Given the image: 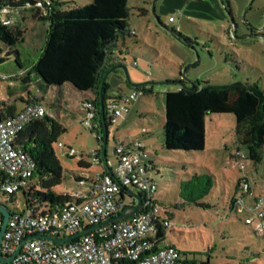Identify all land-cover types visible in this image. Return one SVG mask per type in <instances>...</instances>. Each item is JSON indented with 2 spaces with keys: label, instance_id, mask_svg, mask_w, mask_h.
Here are the masks:
<instances>
[{
  "label": "rangeland",
  "instance_id": "obj_1",
  "mask_svg": "<svg viewBox=\"0 0 264 264\" xmlns=\"http://www.w3.org/2000/svg\"><path fill=\"white\" fill-rule=\"evenodd\" d=\"M63 1L67 2L66 9L91 2ZM127 7L128 29L136 36H119L118 46L125 52L121 62L129 82L168 83L147 85L149 92L137 96L128 114L108 125L107 160L115 163L114 149L119 144L140 143L146 150L144 162H153L148 176L157 184L156 200L171 222L160 247L174 246L182 254L190 257L194 253L196 259L208 260L209 264H264V230L255 234L243 221L247 215L252 216L250 213L237 215L227 209L240 177H246L250 186L245 199L248 206L253 197L264 194V155L259 164L247 159L246 147L235 133L234 116L211 114L205 118L202 151H169L163 146L165 92L182 87L177 82H242L264 90V0H128ZM44 14L42 4L39 15ZM34 15L32 11H11L12 25L22 31L23 41L11 47L18 56L12 53L5 57L8 48L3 47L2 57L6 59L0 63V76L6 79L0 81V101L19 109L28 101L38 104L65 128L53 146L63 177L53 191L71 196L83 189L75 183V175H92L99 169L91 160V151L103 142L81 124V103L93 98L89 92L78 91L69 84L47 87L32 73L46 37V22ZM170 17L172 23L168 21ZM26 76H30V81L25 80ZM122 79L127 83L124 74ZM132 90L123 83L107 95H126ZM96 133L103 138V132ZM69 149L73 155H67ZM80 157L91 163L89 170L79 169ZM194 175L210 180L209 192L199 200L208 207L186 199L189 190L184 184ZM129 190L137 193L134 188ZM0 202L10 211L23 207L20 193L14 202L8 195L0 194ZM132 203L128 196L123 200L124 206Z\"/></svg>",
  "mask_w": 264,
  "mask_h": 264
},
{
  "label": "trees",
  "instance_id": "obj_2",
  "mask_svg": "<svg viewBox=\"0 0 264 264\" xmlns=\"http://www.w3.org/2000/svg\"><path fill=\"white\" fill-rule=\"evenodd\" d=\"M127 2L128 0H91L83 6L66 9L67 2L63 0H0V8H8L10 16L12 10L32 11L37 20L46 22L45 43L38 59L32 65V73L47 87L69 84L81 92H94L92 101L98 109L101 81L105 73L114 67L108 64V52L116 48L119 36L133 35L128 29ZM37 3L45 6L46 14L39 15ZM171 32L187 42V39L176 31ZM22 41L20 29L14 25H3L0 21V63L12 53L18 56V51L11 47ZM3 47L8 48L5 57H2ZM29 77L26 76L25 80L30 81ZM124 83L128 88L136 89L142 94L149 92L147 85L132 88L126 81ZM183 84L177 91L165 92L164 148L169 151H202L205 147V118L211 114H232L235 118V133L240 144L246 147L247 159L259 164L263 159L264 145V90L255 84L242 82L226 85H199L193 82L192 89H188L187 83ZM109 90V84L106 82L103 87L104 110L107 99L120 95L109 96ZM30 103L27 102L26 105ZM0 109V120L11 118L19 111L14 104L2 101ZM104 115L107 128L110 123L106 113ZM97 120L100 124L97 131L101 134L103 123L99 113ZM64 132L65 128L58 121L45 115L32 120L17 133L14 145L29 154L35 162V172L30 182L19 192L23 199L22 210L45 214L70 199L67 194H56L53 191L61 184L63 178L62 167L53 146ZM91 133L96 134V138L103 142L96 130ZM99 154L103 159L102 145ZM77 164L80 170H87L91 166L90 163H85L82 157ZM149 164L152 165V162ZM243 180L242 177L238 179L235 194L227 204L228 211L237 215L239 214L233 210V205L237 196H245L241 188ZM74 181L78 182V175L74 176ZM1 183L0 173V188ZM184 187L189 190L186 194L189 202L208 207L207 204L199 203L210 190L208 177L194 175ZM126 190L127 188H121L120 197L123 200L126 196L129 197ZM0 194H4L1 189ZM5 195L13 202L16 199L15 193ZM0 206L9 210L4 203L0 202ZM244 224L248 225L245 222ZM254 233L262 234L255 231ZM164 239L165 232L159 230L153 240V252ZM179 254L180 264H209L208 260L196 259L194 253L189 254L190 257L181 252Z\"/></svg>",
  "mask_w": 264,
  "mask_h": 264
},
{
  "label": "built area",
  "instance_id": "obj_3",
  "mask_svg": "<svg viewBox=\"0 0 264 264\" xmlns=\"http://www.w3.org/2000/svg\"><path fill=\"white\" fill-rule=\"evenodd\" d=\"M41 5L36 4L37 7ZM0 21L7 26L13 24L8 8H0ZM168 21L173 22V18L170 17ZM5 79L0 76V81ZM138 95L142 93L133 89L126 95L107 99L104 114L109 123L113 124L117 118L127 115L129 106ZM80 111L81 124L89 131L98 130L99 108L95 107L92 99L82 102ZM45 115L43 107L30 103L13 117L0 120V189L4 194H17L30 182L35 172V162L29 154L15 146L14 141L25 125ZM99 149L91 151V160L104 171L92 175L79 174L77 184L83 189L74 192L67 202L45 214L18 210L17 207L13 211L8 210L9 218L0 244L1 257L9 259L25 242L12 259L7 262L0 260V264H180L181 256L173 246L152 251L155 235L159 230L165 232L171 229V222L162 214L156 200L157 184L148 176L153 167L144 162L146 150L140 143L117 145L114 149L115 163L106 161L113 175L110 176L105 171ZM73 154L69 149L67 155ZM239 168L242 170L243 166ZM242 178L241 188L245 196H237L233 210L238 214L250 213L252 216L247 215L244 222L255 232L262 233L264 194L253 197L251 206H248L245 199L250 193V186L247 178ZM122 187L134 188L141 195V205L131 216L109 221L132 206L123 205V198L120 197ZM133 202L135 204L134 199ZM2 223L0 213V229ZM94 226L99 227L65 243L44 238L30 239L33 236L71 237Z\"/></svg>",
  "mask_w": 264,
  "mask_h": 264
},
{
  "label": "water",
  "instance_id": "obj_4",
  "mask_svg": "<svg viewBox=\"0 0 264 264\" xmlns=\"http://www.w3.org/2000/svg\"><path fill=\"white\" fill-rule=\"evenodd\" d=\"M116 70H120L124 74L128 85L130 87H132V88H138V87H141V86H144V85H164V84L168 83V82H145V83H137V84L131 83V82H129V78H128L125 66L122 64V62L120 64L110 68L105 73V75H104V77H103V79L101 81V86H100V91H99V114L101 116V120H102V123H103V133H104L103 143H102L103 159H104V162H105V167L107 168V172H108V174L110 176H113V175H112V172L110 171V169L107 167L106 156H105L106 155L105 151H106V132H107V128H106L105 122H104V116L105 115H104V104H103V87H104V84L106 83V79H107L108 75L110 73H112L113 71H116ZM183 82L184 81H180V82H177V84H179L181 86H184ZM187 84L189 85L188 89H192L193 82L187 81ZM126 192L135 200V204L132 205V206L127 207L122 213H120L116 217L110 219L109 221L127 218V217L131 216L132 214H134L135 212L138 211V209H139V207L141 205V202H142L141 196L139 194H137V193L132 192L129 189H127ZM0 213L3 216V223H2V226H1V229H0V244H1L2 236H3V233L5 231L6 224H7L8 218H9V212L4 207L0 206ZM109 221H107V222H109ZM107 222H105V223H107ZM98 227L99 226H94L92 228H89V229H86V230H84L82 232H79V233H77L74 236L66 237V238H51V237H48V236H33L30 239H32V238H44V239H47V240L55 242V243H65V242H69V241H71V240H73V239H75L77 237H80L83 234H85L86 232L91 231V230H93L95 228H98ZM24 242H25V240L21 243V245ZM20 246L16 249L15 253L9 259H3L1 257V253H0V260L7 262L10 259H12L14 257V255H16L18 253V251L20 250Z\"/></svg>",
  "mask_w": 264,
  "mask_h": 264
},
{
  "label": "crops",
  "instance_id": "obj_5",
  "mask_svg": "<svg viewBox=\"0 0 264 264\" xmlns=\"http://www.w3.org/2000/svg\"><path fill=\"white\" fill-rule=\"evenodd\" d=\"M174 21V20H173ZM172 23V22H171ZM133 36H136L134 31H130ZM119 40V38H118ZM116 42V48H113L111 49L109 52H108V64H112L114 66L118 65L121 63V61L123 60L124 58V55H125V52L122 48H120L118 45H119V42ZM124 40V39H123ZM122 72L120 70H116V71H113L112 73H110L106 79V82L109 84V88L110 90L112 88H121L123 86V79H122ZM179 90V88L177 89ZM177 90H174V91H177ZM91 94V97L93 96V98L95 97V94L94 92H89ZM109 96H112V95H109ZM92 98V99H93ZM30 102V101H28ZM11 104V103H10ZM17 110H20L19 108H17ZM50 117L54 118L52 115H49ZM108 159V158H107ZM108 161V160H107ZM152 162V161H150ZM86 163V162H85ZM109 164L110 161H108ZM152 165H153V162H152ZM90 168V167H89ZM89 168L87 170H89ZM104 171L102 168L99 167V169L97 170V172H102ZM105 171L107 172V168L105 167ZM174 247V246H173ZM159 248L160 245H159Z\"/></svg>",
  "mask_w": 264,
  "mask_h": 264
}]
</instances>
